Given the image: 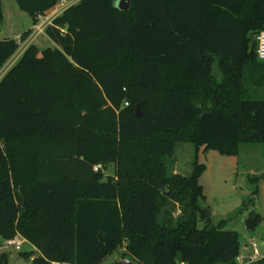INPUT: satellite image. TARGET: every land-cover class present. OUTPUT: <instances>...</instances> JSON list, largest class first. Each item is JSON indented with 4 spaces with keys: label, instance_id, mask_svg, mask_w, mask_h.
Here are the masks:
<instances>
[{
    "label": "trees",
    "instance_id": "1",
    "mask_svg": "<svg viewBox=\"0 0 264 264\" xmlns=\"http://www.w3.org/2000/svg\"><path fill=\"white\" fill-rule=\"evenodd\" d=\"M16 1L37 23L59 0ZM117 1L66 7L46 27L56 46L30 44L0 80V237L32 244V264L116 250L138 264H238L232 218L213 224L201 204L206 165L184 175L166 158L187 141L224 155L264 143V0ZM30 33L0 39V69ZM261 219L251 209L247 229Z\"/></svg>",
    "mask_w": 264,
    "mask_h": 264
},
{
    "label": "rangeland",
    "instance_id": "2",
    "mask_svg": "<svg viewBox=\"0 0 264 264\" xmlns=\"http://www.w3.org/2000/svg\"><path fill=\"white\" fill-rule=\"evenodd\" d=\"M70 4H72V0L67 1V7ZM0 12L6 16L0 19V32H9L7 30L10 29L11 37L16 34L13 30L16 32L23 30L24 32L32 25L31 15L22 10L16 0H0ZM256 35L254 36L255 39ZM2 36L0 33V39L3 38ZM36 44L45 48L56 43L51 40H46L45 43V39L40 37ZM195 158L206 165L199 179L205 195L201 204L203 209L207 208L211 211L212 223L217 224L221 219L232 218L225 228L238 231L242 247L245 243L251 247V242L255 241L258 248H262L264 246V177L254 183L250 181V176L264 174V143L243 144L238 155H224L217 150H204L203 146L198 147L190 141L181 142L177 145L174 155L166 158L168 170L169 172L188 175ZM104 171L105 174H115V164H108ZM255 189H257L255 205L237 215V209L243 200L251 197ZM173 205L176 208L175 214H179V204L172 202L169 203L168 207L173 208ZM251 209L260 212L262 215L261 222L255 230H249L245 225V219ZM199 226L203 227L204 221H200ZM26 251H31L28 242L22 244L21 250H16L15 247H8L5 239L0 237V256L4 253L7 254L9 257L8 264H32L33 257L30 259L23 255V252ZM261 253L263 254V251ZM122 259L121 250H116L100 264H110Z\"/></svg>",
    "mask_w": 264,
    "mask_h": 264
},
{
    "label": "crops",
    "instance_id": "3",
    "mask_svg": "<svg viewBox=\"0 0 264 264\" xmlns=\"http://www.w3.org/2000/svg\"><path fill=\"white\" fill-rule=\"evenodd\" d=\"M78 1L79 0H72V4L73 3H76ZM63 10H60L59 7L55 6L53 9L49 10L46 14L42 15L41 18H38L37 23H34V21L32 19V25L29 26V28H28V30L29 29L31 30V33L23 41H20L19 42V48L17 49V51L7 60V62L3 65V67H1V69H0V80L6 74V72L20 59V57L24 53L25 49L30 44H33V43L36 44V41H38L40 39V37L43 38V39H45V43H46V40L53 41L47 35V33H46V27L49 24H51L52 20L57 15H59L60 13H62ZM5 17H6L5 14L3 12H0V19H3ZM7 31H9V32H6V31L4 33L0 32L1 35H3L2 36L3 38L4 37H11V35H10L11 31H10V29H8ZM13 32H15L16 34H15V36H12V37L19 40L20 37H21V35H22V33H23V30H20V31H17V32H16V30H13ZM41 34L44 37L43 36H40ZM37 46L41 50L44 49V48H41V46H39V45H37ZM54 46H56V44L53 45V46H50V47H54ZM257 74H259V73H257ZM258 89L261 90V93L264 95V87H258ZM106 174L108 175V174H113V173H106ZM250 237H251L252 240L254 239L252 235ZM24 242H28V241L26 239H24ZM263 245H264V241H263ZM30 246H31V250H34V253H35L34 256H37L39 254V251L32 244H30ZM242 249H241V255L244 257V260L238 262V264H247L250 261V257L253 254V251H252V248L247 243H245L243 245ZM259 251H260V253H261V251H263V254L261 253V256H260V257H262L264 255V246L262 248H259ZM260 257H258V258H260ZM30 259H32V257ZM179 264H185V263L180 262Z\"/></svg>",
    "mask_w": 264,
    "mask_h": 264
},
{
    "label": "built area",
    "instance_id": "4",
    "mask_svg": "<svg viewBox=\"0 0 264 264\" xmlns=\"http://www.w3.org/2000/svg\"><path fill=\"white\" fill-rule=\"evenodd\" d=\"M67 1L68 0H59L58 3L56 4V6L59 7L60 10H63V9H65L67 7V5H66ZM38 17L41 18L42 15L40 14ZM256 40H257V43H258V45H257L258 58L260 60H264V30L260 31L256 35ZM99 167H100V165H96L95 166V170H98ZM5 241H6V245L8 247H15L16 250H21L22 244L24 243V239L21 236H19V235L15 236L13 238L5 239ZM251 248H252L253 254L250 257V260L257 259L258 257L261 256V253L259 251L257 242L252 241L251 242ZM243 260H244V257L240 254L237 257V261L240 262V261H243ZM217 264H222V263H217Z\"/></svg>",
    "mask_w": 264,
    "mask_h": 264
},
{
    "label": "water",
    "instance_id": "5",
    "mask_svg": "<svg viewBox=\"0 0 264 264\" xmlns=\"http://www.w3.org/2000/svg\"><path fill=\"white\" fill-rule=\"evenodd\" d=\"M117 6L124 11H127L131 7V0H118L117 1ZM137 115H141L139 106H137ZM204 212L206 213V219H210L212 216V213L209 209L204 208ZM119 264H138L137 262L129 259V258H123L121 261H119Z\"/></svg>",
    "mask_w": 264,
    "mask_h": 264
}]
</instances>
